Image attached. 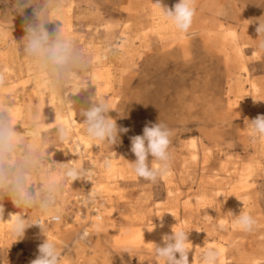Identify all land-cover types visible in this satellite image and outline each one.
I'll return each mask as SVG.
<instances>
[{"label":"rangeland","instance_id":"1","mask_svg":"<svg viewBox=\"0 0 264 264\" xmlns=\"http://www.w3.org/2000/svg\"><path fill=\"white\" fill-rule=\"evenodd\" d=\"M155 2L63 0L59 20L45 25L50 33L62 27L88 54L83 84L91 83L95 69L92 46L108 53L111 81L96 97L109 105L108 116L118 129L129 131L119 133L120 142L114 145L90 141L82 117L77 133L89 141L85 153L75 149L74 131L59 148L50 145L49 162L74 160L91 177L64 185L63 220L44 223V228L63 237L57 244L60 264H164L155 246L163 247V237L181 228L188 231L191 243L189 264H201L209 248H223L219 264H264V137L254 136L250 126L264 115V48L259 47L264 36L256 31L264 18V0L256 6L246 0H195L186 32L166 20ZM177 2L161 0L170 8ZM9 7L0 2V12ZM34 7L13 14L9 21L0 20V101L12 106L14 123L38 110L52 136L55 108L44 105L41 86L19 46L26 24L34 20ZM53 106L67 117L70 109L59 100ZM149 122H161L174 132L169 172L155 183L137 177L130 166L136 159L130 138L142 135ZM14 127L25 131L20 123ZM149 160L150 166L159 167ZM225 166L232 168L231 174ZM79 200L86 205L83 214L81 203H73ZM3 206L0 264H30L39 255L42 243L35 240V231L41 227L27 228L15 241L7 215L20 210L8 199ZM241 211L257 220L252 232L235 225L234 216ZM28 215L36 218L34 211ZM96 217L92 228L84 227ZM99 224L103 234L97 246L81 239L83 231L94 232ZM83 244L87 249L79 254Z\"/></svg>","mask_w":264,"mask_h":264},{"label":"clouds","instance_id":"2","mask_svg":"<svg viewBox=\"0 0 264 264\" xmlns=\"http://www.w3.org/2000/svg\"><path fill=\"white\" fill-rule=\"evenodd\" d=\"M11 4L5 12H0V20H11L13 14H24V9L34 7V20L25 27L26 35L19 42L23 57L32 69L36 82L42 91L59 100L66 108L73 110L69 93H78L82 88L84 74L88 70L90 58L72 37L63 33V28L50 33L45 25L59 20L57 17L63 7V0H0ZM159 7L166 20L178 30L188 31L195 15V0H178L171 8L162 6L161 0L154 3ZM264 36V18L259 20L256 29ZM259 47L264 48V40ZM3 81L0 79V84ZM74 88H79L73 92ZM55 108V127L49 136L44 117L38 110L30 111L23 121L14 123L13 108L0 101V218L4 216L3 201L8 199L20 211L11 214L10 231L15 241L22 239L25 230L39 225L45 235L44 220L59 223L63 220L61 193L69 181H90L91 173L80 164L49 162L50 153L46 150L50 145L69 142L75 122L65 119L57 106ZM111 109L103 99L94 98L87 109H81L84 118V132L90 141L107 142L111 145L119 143V133H127L128 128L118 129L116 121L108 116ZM17 123L22 124L25 131L15 129ZM253 135L264 137V115H258L250 121ZM174 132L167 125L158 122L145 125L142 135L131 137V152L136 159L130 163L135 175L146 181L155 183L166 176L170 167L169 148ZM77 155H79L77 153ZM151 160L159 163V167L150 166ZM111 167L109 161H105ZM36 213V218L29 213ZM27 214V215H26ZM43 218V220H42ZM235 225L242 231L252 232L257 220L248 212L241 211L234 216ZM89 233L85 230L81 239ZM46 236V235H45ZM163 247L155 246L156 255L164 264H189L190 242L188 231L179 229L171 236L163 237ZM179 254V258H177ZM61 251L55 241L46 239L39 245V255L30 264H60ZM220 253L212 248L204 250L201 264H219Z\"/></svg>","mask_w":264,"mask_h":264},{"label":"bare ground","instance_id":"3","mask_svg":"<svg viewBox=\"0 0 264 264\" xmlns=\"http://www.w3.org/2000/svg\"><path fill=\"white\" fill-rule=\"evenodd\" d=\"M260 1V0H259ZM247 2V5H257L258 4V0H246ZM167 8L171 9L170 8V4H167L166 5ZM248 10V8L246 9ZM252 14V13H251ZM254 14V13H253ZM182 36V35H181ZM101 48V47H100ZM106 49V48H105ZM91 52L93 53V61L95 64V69L93 70V73L91 74V77H90V81L91 83L89 84H82V86H84L85 88H82L78 93H72L71 94V99L70 101L72 102V106H73V110L75 111V113H73L72 110H70L69 112H71V120H73L75 122L74 124V127H73V131L75 132V135L74 136V141H75V149L77 151H81L82 153H85V150L88 149L90 146L89 144V141L87 139L84 138V136H82L81 134H78L77 132H79V120L82 119V116L80 115V110L81 109H87L88 107H90L91 103L94 102V98L99 95V91H101V89L105 88V86L107 84L110 83L111 81V73H110V69L106 67V63H107V59H108V53H106L105 51L101 52V49H99L98 47H93L91 48ZM108 65V64H107ZM11 84V83H10ZM13 84V83H12ZM39 88V87H38ZM79 88H74L72 91L73 92H76L78 91ZM40 91V95H41V99L44 103V105L48 108H50L51 106L53 107V104H54V101L55 99L54 98H50L49 95H46L41 87L39 89ZM97 98V97H96ZM65 119H69V115H67V117ZM193 146V145H192ZM194 149L195 148V145L193 146ZM198 150V148H197ZM81 152H79L81 154ZM75 155H77V153L75 152ZM193 157L196 158L197 155H196V152L192 153ZM90 161V160H89ZM92 163V162H91ZM229 164V163H228ZM92 165L95 167V165L92 163ZM226 165V163L224 164ZM235 165V164H234ZM82 166V165H81ZM226 167V166H225ZM237 169V167H236ZM225 171L228 173V174H231L232 173V168L230 169L229 167H226ZM236 172V171H235ZM95 173V172H93ZM106 175V174H105ZM242 179V178H241ZM228 184V182H227ZM93 185V182H91V186ZM224 185H225V182H224ZM230 185V184H229ZM206 187V186H205ZM216 188V187H215ZM229 188V187H228ZM239 189V188H238ZM92 190L93 192H95V194H99V192L94 189L92 187ZM221 190V189H220ZM108 191V190H107ZM217 191V190H216ZM215 191V192H216ZM223 191V190H222ZM221 191V192H222ZM203 192H205L203 190ZM106 193H110L109 191L106 192ZM207 195V194H206ZM201 199V198H200ZM82 201H73L74 203V206H76V204H79L81 203ZM80 205V204H79ZM81 206H83V209L80 210L81 214H83L85 212L84 208H86V205L84 206L83 203H81ZM66 209V208H65ZM99 213V212H98ZM11 214H15V213H9L7 215V219L9 220L10 219V215ZM101 215V214H100ZM100 215L98 217H100ZM70 217V216H69ZM91 218V222L90 224H87V225H84V227L86 228H92L94 226V223L97 221V218ZM164 217V216H163ZM166 218V217H164ZM163 219V218H161ZM43 220V219H42ZM167 220V219H166ZM71 221V220H69ZM165 221V220H164ZM9 222V221H8ZM44 223L46 224H51V222H47L46 220L43 221ZM104 222V221H103ZM152 222V221H151ZM210 222V221H209ZM161 223V222H160ZM65 224V223H64ZM70 224V223H69ZM106 224V222H105ZM108 224V223H107ZM111 225V224H110ZM109 225V226H110ZM166 225V224H165ZM35 226H39V225H35ZM62 227L61 228H65L66 225H61ZM48 228V227H47ZM60 228V227H59ZM67 228V227H66ZM162 228V226H161ZM105 229V228H104ZM108 229H106L107 231ZM32 231V230H31ZM62 231V230H61ZM60 233L62 234L63 231ZM89 235H88V239L91 240L92 244H94V246H97L99 244V238L102 236L103 234V226L102 224H99V226L96 227V230L94 232H90L88 230H86ZM57 232V231H56ZM84 232V231H83ZM59 233V234H60ZM70 233V232H69ZM34 235V234H33ZM45 235L56 242V244H59L60 242H63L61 240V238L63 237H57V236H53L51 235L50 233H48L46 230H45ZM44 235L43 231L41 228H39V230H36L35 231V240L40 242V243H43L44 240L46 239V236ZM164 241V240H163ZM37 242V243H38ZM89 243V242H88ZM91 245V244H90ZM93 246V247H94ZM92 247V248H93ZM75 249H77L75 247ZM87 249V247L83 244L80 246L79 249H77V252L79 254L85 252ZM223 248H219V252L222 253ZM89 250V249H88ZM91 250V249H90ZM76 251V250H75ZM91 255V254H90Z\"/></svg>","mask_w":264,"mask_h":264},{"label":"built area","instance_id":"4","mask_svg":"<svg viewBox=\"0 0 264 264\" xmlns=\"http://www.w3.org/2000/svg\"><path fill=\"white\" fill-rule=\"evenodd\" d=\"M53 223H56V222H53Z\"/></svg>","mask_w":264,"mask_h":264}]
</instances>
